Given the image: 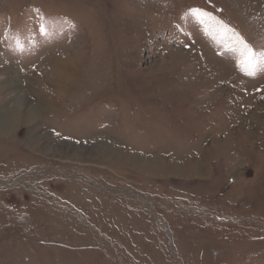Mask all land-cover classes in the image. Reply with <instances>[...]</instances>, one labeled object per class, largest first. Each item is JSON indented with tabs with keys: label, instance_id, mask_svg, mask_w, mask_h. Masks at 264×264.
I'll return each mask as SVG.
<instances>
[{
	"label": "rangeland",
	"instance_id": "obj_1",
	"mask_svg": "<svg viewBox=\"0 0 264 264\" xmlns=\"http://www.w3.org/2000/svg\"><path fill=\"white\" fill-rule=\"evenodd\" d=\"M0 264H264V0H0Z\"/></svg>",
	"mask_w": 264,
	"mask_h": 264
},
{
	"label": "snow or ice",
	"instance_id": "obj_2",
	"mask_svg": "<svg viewBox=\"0 0 264 264\" xmlns=\"http://www.w3.org/2000/svg\"><path fill=\"white\" fill-rule=\"evenodd\" d=\"M243 55H245V57H246V65L250 67L251 63H252V60L255 57V54L252 52L251 49H249L247 47V45H245V50H244Z\"/></svg>",
	"mask_w": 264,
	"mask_h": 264
},
{
	"label": "bare ground",
	"instance_id": "obj_3",
	"mask_svg": "<svg viewBox=\"0 0 264 264\" xmlns=\"http://www.w3.org/2000/svg\"><path fill=\"white\" fill-rule=\"evenodd\" d=\"M35 115L34 114H32V116H28L29 118H33ZM16 120H17V116L16 115H14L12 118H10V120H9V124H8V126L5 128V129H8V130H10L13 126H15V123H16Z\"/></svg>",
	"mask_w": 264,
	"mask_h": 264
}]
</instances>
